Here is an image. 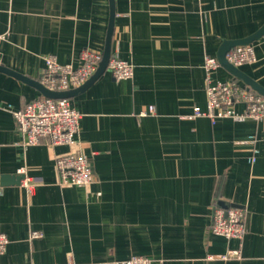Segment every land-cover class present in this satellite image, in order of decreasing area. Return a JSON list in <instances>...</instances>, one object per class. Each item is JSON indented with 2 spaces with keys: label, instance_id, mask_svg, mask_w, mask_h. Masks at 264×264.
Instances as JSON below:
<instances>
[{
  "label": "crops",
  "instance_id": "0c3cea01",
  "mask_svg": "<svg viewBox=\"0 0 264 264\" xmlns=\"http://www.w3.org/2000/svg\"><path fill=\"white\" fill-rule=\"evenodd\" d=\"M113 9L110 58L133 77L106 69L69 99L81 116L74 146H24L12 112L42 95L0 72V264H264V120L191 117L206 108L205 57L259 30L264 0H114ZM109 22V0H0V66L37 82L49 55L77 67L85 50L103 54ZM251 45L256 61L238 69L264 88V36ZM69 152L88 160L87 186L60 184L54 162ZM230 206L245 210L241 241L209 230L214 210ZM229 249L240 258L208 259Z\"/></svg>",
  "mask_w": 264,
  "mask_h": 264
},
{
  "label": "built area",
  "instance_id": "2783aa9c",
  "mask_svg": "<svg viewBox=\"0 0 264 264\" xmlns=\"http://www.w3.org/2000/svg\"><path fill=\"white\" fill-rule=\"evenodd\" d=\"M102 60V54L85 50L80 55L77 67L63 65L57 62L55 56L44 58V69L38 82L45 89L53 92H67L85 84L97 71ZM226 60L239 68L256 61L252 45L238 46L232 49ZM220 68L216 58L206 56L203 70L206 81V108L194 107L192 118H208L212 124L217 120L229 118L235 122L252 121L259 123L264 120V96L241 84L239 80L230 77L225 81H213L212 74ZM107 69L117 80H130L133 77V66L118 58H110ZM237 105L243 106V111L235 110ZM153 108L142 115L152 113ZM16 129L24 136V146H34L46 142L50 146H68L75 144L80 113L72 108L69 99L37 98L26 103L19 110L12 112ZM257 140L250 138L248 143L255 146ZM257 150L252 149L250 162H254ZM54 168L62 186H87L93 180V173L88 160L76 153L69 152L56 158ZM210 233L226 240L241 241L245 234V210L240 207L216 208L212 215ZM32 239L41 237V233L32 232ZM8 239L0 233V257L5 253ZM239 249H229L220 256H208L209 260L223 261L239 259ZM113 264H151V260L143 256L114 262Z\"/></svg>",
  "mask_w": 264,
  "mask_h": 264
},
{
  "label": "water",
  "instance_id": "95a60500",
  "mask_svg": "<svg viewBox=\"0 0 264 264\" xmlns=\"http://www.w3.org/2000/svg\"><path fill=\"white\" fill-rule=\"evenodd\" d=\"M110 3V22L108 25V30L106 34V41H105V47L104 51L102 54V60L99 64V67L96 71V73L81 87L70 90L67 92H53L45 89L42 87L39 82L31 80L29 78H26L20 74H17L13 71H10L2 66H0V72L6 73L8 75H11L18 80L33 86L36 88L42 97L48 98V99H70L73 98L84 91H86L107 69L108 62L110 60V42H111V36H112V31H113V17H114V9H113V4L114 0H109ZM264 36V24L263 26L257 30L255 33L252 35L243 38V39H238V40H225L222 42L220 47L218 48V51L216 53V60L218 61L219 65L221 68H223L228 74H230L232 77L235 79L241 81L244 85L249 87L251 90L256 92L257 94L264 96V88L254 82L251 78H249L247 75H245L242 71H240L238 68L232 66L227 60H226V55L235 47L238 46H245V45H250L259 39H261ZM228 208V207H225Z\"/></svg>",
  "mask_w": 264,
  "mask_h": 264
}]
</instances>
